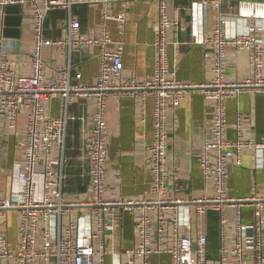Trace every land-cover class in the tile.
<instances>
[{"label": "built area", "instance_id": "1", "mask_svg": "<svg viewBox=\"0 0 264 264\" xmlns=\"http://www.w3.org/2000/svg\"><path fill=\"white\" fill-rule=\"evenodd\" d=\"M107 1L119 0H0L3 25L7 5L20 3L31 10L34 28L30 72L21 70L18 59L8 54L7 45L11 41L0 36V130L3 125L15 129L20 113L26 115L24 158L17 174L22 182L21 197H0V220L5 219L8 209L18 211V243L12 250L8 232L0 229V264H39L40 259H45L47 264H107L109 253L111 264H152V256L163 253L170 254L171 264H208L207 233L199 231L193 235L187 231L193 226V210L197 221H201L212 209L220 217L221 264H229L231 255L236 258L235 264H247L248 251L253 252L254 264H264V196L252 193L234 197L229 193L231 164L241 163L247 150L264 155V136L248 137L240 115L237 135L230 138L226 111L230 96L247 90L264 93V0H238V15L252 21L247 29L230 33L224 12H220L212 31L195 37V42L209 49L207 52L213 61L211 76L202 82L183 81L169 63V35L182 25L179 11L171 14L169 0H160L159 17L154 25V72L145 77H138L135 72L125 73L126 40L122 27L128 12L103 6L99 22L93 31L87 32L80 13L75 11L79 4L101 5ZM221 1L206 0V3ZM55 9H65L68 15L61 23V34L53 37L46 34V29ZM111 21L119 23L121 34L113 33ZM53 45L66 49L71 58L73 52L97 48L96 79L85 82L80 68L74 74L71 61L63 62L54 73L48 74L44 49ZM230 47L248 52L249 75H229ZM192 88H201L206 100L213 102L210 133L198 152L204 175L215 189L210 194L184 199L170 195L169 182L179 170L177 165L174 168L169 165L168 117ZM125 93L134 96L143 111L148 97L154 100V133L146 144L152 181L149 194L143 197H118L107 192L111 177L108 102L113 95ZM55 94L63 98V116L49 112L48 104ZM81 96L88 97L94 108L92 127L81 146L82 155L89 163L81 175L88 176L89 182L84 196L67 199L68 110ZM55 147L60 149L58 157L53 155ZM261 162L264 166V158ZM246 204L253 205L256 219L252 224L243 219ZM230 206L236 207L233 221L228 215ZM121 211L135 214L140 240L125 252H110L107 235L116 233ZM81 221L84 222L82 230ZM231 227L235 233L232 244L228 242Z\"/></svg>", "mask_w": 264, "mask_h": 264}, {"label": "crops", "instance_id": "2", "mask_svg": "<svg viewBox=\"0 0 264 264\" xmlns=\"http://www.w3.org/2000/svg\"><path fill=\"white\" fill-rule=\"evenodd\" d=\"M172 15H181L182 25L178 31H171L169 63L177 76L185 82H202L212 74L213 61L203 43L195 42V37L209 34L220 12H224L227 29L230 33L242 31L251 25V19L238 15V0H222L220 3L207 4L206 0H169ZM160 0L107 1L104 4H79L83 29L93 31L99 22L103 6L114 11L125 9L128 19L123 26L126 40L124 48V71L135 72L138 77L149 76L156 65L154 47V25L159 17ZM15 13V12H13ZM65 9L51 11L47 20L46 34L56 37L61 34V23L67 17ZM115 35L120 33L117 21L110 22ZM0 15V36L4 35ZM10 40L8 54L16 57L22 71L30 72V54L34 44L33 18L30 9L23 7V22L20 37L3 36ZM8 41H6L7 43ZM1 51V42H0ZM97 48H84L73 52L72 58L66 49L46 46L44 49L45 68L48 74L63 62L73 63V72L82 71L85 82L94 81L99 73ZM249 54L228 49V73L232 77H245L251 73ZM154 100L148 97L147 107L139 109L134 96L129 93L113 95L108 102L107 120L110 130V172L107 192L118 197H143L149 194L152 175L146 158V144L154 133L152 107ZM49 112L55 116L65 114V104L60 94L51 97ZM228 119L227 134L230 138L237 135V119L243 117L244 132L248 137L261 139L264 136V93L247 90L230 96L226 102ZM69 125L67 138V171L69 173L65 192L74 199L84 196L89 177L81 175L88 169V160L82 155L81 146L92 127L94 112L90 99L81 96L69 106ZM213 114V102L207 101L201 88H192L181 105L171 109L169 122L168 158L170 167L177 165L179 172L169 182L170 195L189 199L214 192L215 186L204 175L199 159V150L210 133ZM26 115L20 113L18 126L9 129L5 125L0 130V197L11 195L21 197L22 182L17 174L24 158ZM53 155L58 157L60 149L55 147ZM264 155L247 150L241 163L231 164L229 193L234 197L249 196L256 193L264 196V166L261 160ZM43 165H39L42 169ZM178 187V188H177ZM79 210V209H77ZM81 210V209H80ZM236 207L230 206L228 215L233 221ZM243 219L248 223L255 222L253 205L243 206ZM264 221V211H263ZM81 230L84 222L81 221ZM0 229L6 230L10 238V247L16 249L18 243V211L8 209L7 216L0 221ZM187 231V230H186ZM199 231L208 235V264H221L220 259V217L215 209L209 210L201 221H197L193 210V226L187 231L195 235ZM264 231V226H263ZM254 229H250V233ZM264 233V232H263ZM235 233L231 227L228 242H234ZM135 214L121 211L118 215L116 233L107 235V249L110 252H125L138 244ZM98 242V239H96ZM107 264L112 262V254L106 257ZM152 264H171L169 253L152 256ZM236 258L230 256L229 264H235ZM247 264H254L253 252L247 253Z\"/></svg>", "mask_w": 264, "mask_h": 264}, {"label": "water", "instance_id": "3", "mask_svg": "<svg viewBox=\"0 0 264 264\" xmlns=\"http://www.w3.org/2000/svg\"><path fill=\"white\" fill-rule=\"evenodd\" d=\"M7 14L4 18V35L20 37L23 22V7L20 3L10 4L6 7ZM15 12V13H13Z\"/></svg>", "mask_w": 264, "mask_h": 264}, {"label": "rangeland", "instance_id": "4", "mask_svg": "<svg viewBox=\"0 0 264 264\" xmlns=\"http://www.w3.org/2000/svg\"><path fill=\"white\" fill-rule=\"evenodd\" d=\"M78 6V5H77ZM76 6V7H77ZM75 7V11H77V8ZM78 12V11H77ZM66 198L69 199L70 197L67 195V192H65ZM68 216L65 215V222H67ZM3 221V220H0ZM39 264H47V261L45 259H40Z\"/></svg>", "mask_w": 264, "mask_h": 264}]
</instances>
